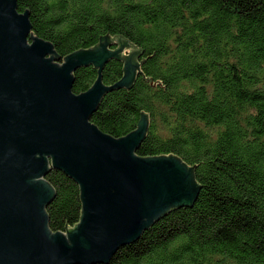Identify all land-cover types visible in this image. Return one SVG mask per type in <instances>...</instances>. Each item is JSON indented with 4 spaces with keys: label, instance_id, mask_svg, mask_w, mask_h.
Returning <instances> with one entry per match:
<instances>
[{
    "label": "trees",
    "instance_id": "16d2710c",
    "mask_svg": "<svg viewBox=\"0 0 264 264\" xmlns=\"http://www.w3.org/2000/svg\"><path fill=\"white\" fill-rule=\"evenodd\" d=\"M25 9L60 65L107 34L144 50L132 87L105 92L91 122L119 139L148 114L137 156L178 157L203 186L191 207L164 215L109 264H264V0H18ZM123 67L110 58L101 83L119 82ZM98 70L77 67L74 94L88 92ZM46 181L56 192L49 228L66 234V221L80 222L79 185L54 169Z\"/></svg>",
    "mask_w": 264,
    "mask_h": 264
},
{
    "label": "water",
    "instance_id": "95a60500",
    "mask_svg": "<svg viewBox=\"0 0 264 264\" xmlns=\"http://www.w3.org/2000/svg\"><path fill=\"white\" fill-rule=\"evenodd\" d=\"M114 40L118 49L109 51ZM98 41L60 65L53 45L33 34L29 11L0 0V264H109L164 215L191 207L203 187L195 165L178 157L137 156L148 114L119 139L91 122L105 92L132 87L144 51L118 35ZM124 47L134 50L122 56ZM110 58L124 61L123 78L105 87ZM91 63L99 67L93 87L74 94L73 72ZM53 169L79 185L80 222L69 228L66 221V234L49 228L46 209L56 192L46 176Z\"/></svg>",
    "mask_w": 264,
    "mask_h": 264
}]
</instances>
